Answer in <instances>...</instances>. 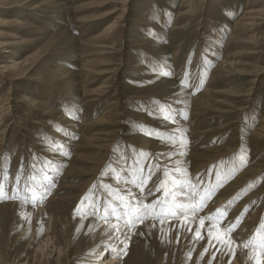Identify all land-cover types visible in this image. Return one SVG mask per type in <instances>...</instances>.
<instances>
[{
  "label": "rangeland",
  "instance_id": "obj_1",
  "mask_svg": "<svg viewBox=\"0 0 264 264\" xmlns=\"http://www.w3.org/2000/svg\"><path fill=\"white\" fill-rule=\"evenodd\" d=\"M2 40L16 44L0 51V70L17 64L0 78V264H105L111 254L93 258L102 247L95 232L110 217L128 219L111 214L127 210L115 192L131 204L125 185L141 205L161 203L131 226L123 264H225L204 235L162 211L177 202L179 194L165 196L173 178L189 180L199 203L216 173L220 186L203 210L239 188L223 223L240 217L233 234L252 217L243 247L253 250L264 221V0H0ZM57 68L71 70L64 85ZM61 129L73 137L52 143ZM59 153V165L42 156ZM31 183L43 189L34 207L51 215L47 226L18 220L8 204Z\"/></svg>",
  "mask_w": 264,
  "mask_h": 264
},
{
  "label": "bare ground",
  "instance_id": "obj_2",
  "mask_svg": "<svg viewBox=\"0 0 264 264\" xmlns=\"http://www.w3.org/2000/svg\"><path fill=\"white\" fill-rule=\"evenodd\" d=\"M146 23H147L146 26H151V27L155 26L156 28L158 27V29H156V30H159V27L160 26L155 25V22H153V21H147ZM110 27H112V28L115 27V24L114 23L111 24L109 26L108 30H110ZM6 36L9 39L15 38L16 40L19 39V40L22 41V38L17 37V36L12 35V34H9V35H6ZM21 41L19 43H17V44H20ZM15 44L16 43H12L9 40H2V41H0V51H5L3 49H7L10 46H13ZM4 53H7V52H4ZM5 58H6V56H5ZM16 64L17 63L14 61L10 65H6V66L1 67V70H0V78H2L3 76H5L8 72L13 71L15 69V67H16L15 66ZM56 72H58L59 74H61L58 77L57 80L60 81L61 83H63V85H64V83H67L70 80L69 79V76L71 75V70H69L67 68H57ZM62 74H63V76H62ZM169 106H171L172 108H174L177 113H179L178 111H180L181 108H183L182 105L180 106V104L179 105L173 104L172 102H169ZM3 111H4V106L2 105L0 107V116L2 115V112ZM54 113L59 114L60 113V110H55ZM62 120H63L64 123H66L68 125L70 123H71V125H77L76 123L71 122L66 117H64V119H62ZM38 124H39V122H38ZM185 124H187L185 121H181V123H180V125H185ZM44 128L45 129H49V128H51V126L44 125ZM131 128L132 127H130V130H131ZM73 132L75 134L76 133H78V134L81 133L77 129L74 130ZM52 137L55 138V139H57L58 140V143H59V141L69 142V138H72L73 136H72L71 132H70V135H69V132L67 130L66 131H63L61 129V133L54 132V134L52 135ZM57 146H58V144H57ZM57 146H56V148H57ZM65 146H66V144H63L62 145L63 151H64V148H66ZM33 148H34V150H37L38 149L37 146H33ZM46 149H48V148L46 147ZM61 155L62 154H60V153L59 154H54V155H51V156H50V154H42V156L48 157L49 159L51 157H54L56 159V161H54V162H56V165H59L60 163L66 162V160H64V157L61 156ZM24 187L25 186H22V187L18 188V190L21 191V195L19 197H16V200L13 203H8V204H10L13 208H15L17 210L18 220L19 219L21 220V219H24V218L26 219L27 216L32 215V216L36 217L39 220V223H40V221H42V223L45 222V226H47L46 224H48L51 221V215L50 214L48 215L43 210L42 207H34V205L37 204L39 198L42 196L43 189H42V191L41 190L39 191L37 189V186L35 185V183L29 184L26 187L27 189L25 191L23 189ZM230 187L227 186L215 198L214 206L213 207L210 205L205 210H203V211L199 212L198 214H196L197 215V218H193L192 215H189L187 218H185L183 215L178 214V217L177 218H175V217L172 218L173 219L172 224L173 225H180L181 227L183 226L184 229L186 230V232L189 233V234H191V236L196 235V228L199 227V219H198V216H203V215L211 214V212H210L211 209H220L224 205H226L227 202L230 201L232 198H234V197H236V196L239 195V192H240L239 191L240 190L239 188H237V189L234 188L235 190L234 189L233 190L232 189L230 190ZM22 189H23V191H22ZM122 189H123V192L129 198L131 197V200L130 201H131V205L132 206H139V205H141L140 202L143 201V199L141 197H143V196L139 195V193H135L137 191H135L132 186L125 185V186L122 187ZM181 191H183V190H181ZM33 192L36 193V198L35 199H33ZM16 193H18V192H16ZM21 198H23V200ZM177 201L184 202V203H187L188 202L187 199H186V197L185 196H182V195H178ZM145 202H146V200H145ZM8 204H6V205H8ZM167 206L169 207V205L167 204V205H165V208H167ZM243 207H244L243 206V203L242 204H238L236 206L235 210H234L235 211L234 212V215H235V213L236 214H239V211H241L243 209ZM151 214L152 213L150 211L148 217ZM246 219L247 220H245L244 224L242 223V225L236 230V232H234L233 234H230V236L234 240V243L231 244V248H232V250L234 252V256H233L232 252H227L226 254H222V253L225 252V249L221 248V245H219V244H216L215 245V248L216 249L217 248H220L221 249V251H219V258H220V260H223L225 264H229V261H231V264H255V261L252 259V256H251V253H252L253 250L246 249L248 247V245H246L245 248L243 247V244L245 243L244 242V239H245L244 237L247 235V231L246 230L249 228V225H251L253 223L252 217L249 218V219L247 217ZM88 220L86 219L87 222H89ZM210 223H211L210 221H206V225H208ZM112 224H116L117 227L119 228V231H117L115 228L111 227ZM136 225H137V222H136ZM37 226H38V224H37ZM130 229H131V226L125 225L124 224V220H122L121 222H115V220L113 218H111V217L108 219V221L102 223V225L100 224V226L97 229V232H95L96 233V237H97V239L95 241V245H100L102 247H101L100 253H98L93 258H95L96 260H99L103 256V254H101V253L104 252V253H107V254L109 253L111 255H109L108 257L104 258V260H102L101 262H103L105 264H123V262H122V260H123L122 259V255L127 250L129 239L132 237L131 236L132 235V232H131ZM189 229H191V230H189ZM45 231H46V229H45ZM201 235H204L205 238H207V240H208L206 228L201 230ZM48 243H49V241L48 242L46 241V245H48ZM255 251L257 253H260V250L258 248ZM260 259H261V264H264V253H260ZM97 262L98 261H94V263H97Z\"/></svg>",
  "mask_w": 264,
  "mask_h": 264
},
{
  "label": "snow or ice",
  "instance_id": "obj_3",
  "mask_svg": "<svg viewBox=\"0 0 264 264\" xmlns=\"http://www.w3.org/2000/svg\"><path fill=\"white\" fill-rule=\"evenodd\" d=\"M186 83V81H184ZM151 114V113H150ZM170 119L172 117H169ZM143 125H140V128L143 129ZM148 134L150 135H157L160 136L156 130H152ZM52 141V143H55V139L49 137ZM174 142V141H173ZM181 143H186V140L183 139V135L181 136ZM57 151L62 150V146H57ZM241 163L244 162V157H240ZM181 171V170H177ZM165 178L169 176V173L166 171L164 173ZM183 175L186 177L187 172L184 171ZM47 179V176L45 177ZM17 182H19V177H17ZM135 183V181H133ZM221 183V175L220 173H216V184L211 186L210 188H205L204 192L205 194L200 198L199 203H196L194 200V196L191 195L193 189L195 186L191 184V182L187 179L179 180L177 181L176 178H173V188L171 189V192L165 191V196H168L171 194L172 196H175L177 194L185 196L187 199V203L184 202H174L170 207L162 208V211L166 212L167 216L170 217H178V213L180 215H183L185 218H187L189 215H192L193 218H197V215L199 212L203 211V209L206 207L209 199L211 198V195L214 193L216 188L220 186ZM160 187H163V181L161 182ZM160 187L157 188V191L160 190ZM183 190V191H181ZM0 195H2V188H0ZM115 197L119 198L121 200V206L127 209L123 213H119L118 209L115 206L111 207V214L116 215L117 221H120L122 217H128V219L124 220V224L127 226H134L136 221H142L143 219L147 218L149 215V212L151 209H154L157 203H161L160 201L154 202L152 205H139V206H132L131 204L127 203L125 198L122 196H119L118 192H115ZM36 198V193L33 192V199ZM87 199V197H85ZM83 203V201H82ZM231 201H229V204ZM109 206L110 202H106L104 206V212L105 216L102 217L103 219L107 220L109 215ZM227 206L221 209H217L214 213L198 216L199 219V227L196 228V237L203 239V236L201 235V230L206 228L207 236H208V245L215 247L216 244L221 245V248L225 249V252L222 254H226L227 252H232L234 256V252L231 248V244L234 243V240L230 236V233L233 232V230L238 226L240 222V217L236 218V223H223V217L227 215L226 212ZM81 211L80 208L77 209V212L79 213ZM243 215V213L241 214ZM206 221H211L210 224L206 225ZM111 227L115 228L117 231H119V228L116 224H112ZM191 230V229H189ZM257 235L253 236L251 240L248 241V244L252 246L253 251L251 253L252 259L255 261V264H261L260 259V253H264V221H261L258 228L256 229ZM259 249L260 253H257L255 249ZM208 251V248L205 247L204 253ZM216 251H221L220 248H217ZM204 253H201V259L203 258ZM189 253V257H190ZM216 253H213V259L215 258ZM211 264V261L209 262ZM229 264H231V261H229Z\"/></svg>",
  "mask_w": 264,
  "mask_h": 264
}]
</instances>
